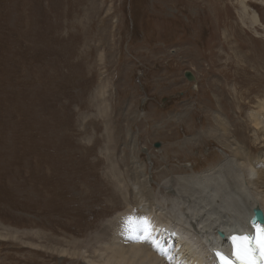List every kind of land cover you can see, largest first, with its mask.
Masks as SVG:
<instances>
[{
  "label": "rangeland",
  "instance_id": "1",
  "mask_svg": "<svg viewBox=\"0 0 264 264\" xmlns=\"http://www.w3.org/2000/svg\"><path fill=\"white\" fill-rule=\"evenodd\" d=\"M241 1L0 0V264L95 260L129 208L134 161L160 180L223 159L230 20L264 45L247 28L252 11L264 27V0L246 2L248 20ZM244 90L254 112L264 83Z\"/></svg>",
  "mask_w": 264,
  "mask_h": 264
},
{
  "label": "bare ground",
  "instance_id": "2",
  "mask_svg": "<svg viewBox=\"0 0 264 264\" xmlns=\"http://www.w3.org/2000/svg\"><path fill=\"white\" fill-rule=\"evenodd\" d=\"M249 1H241L247 20L248 11H251L246 6ZM252 14L247 28L264 29L258 13L252 11ZM245 18L241 21L246 24ZM230 21L226 36L231 47L226 83L232 86L225 88L230 105L225 111H213L216 112L213 114L217 132L225 138V156L201 173H190L186 170L188 167L171 169L170 161H167L168 168L157 174L160 180L154 178L155 174H151L152 177L145 174L146 163L138 165L134 161L137 165L128 175L133 185L128 193L131 200L129 208L120 211L114 218L113 237L109 242L99 243L97 259H86L80 253L85 264H170L169 258L150 243L129 238L132 229H136L135 235L142 234L138 221L150 224L152 235L170 250L172 264H208L211 253L217 250L230 252L229 247H220L225 243V233H243L252 210H264V100L258 101L254 112L246 111L248 115L244 108L246 103H242L246 94L244 88L251 81L255 80L258 86L264 83L261 75L264 74V45L254 46L255 40L242 43L246 32L239 31L236 23L232 19ZM187 80L194 82L196 78L191 74ZM179 113L181 116L184 111ZM188 142L189 138L183 141L184 144ZM170 147H176L181 152L188 149L179 143ZM160 151H163L162 147ZM154 180L157 183L164 180L163 185H158L160 192H156V186L152 185ZM115 194L119 209H124L120 207L123 204L121 197ZM115 209L118 211V208Z\"/></svg>",
  "mask_w": 264,
  "mask_h": 264
},
{
  "label": "snow or ice",
  "instance_id": "3",
  "mask_svg": "<svg viewBox=\"0 0 264 264\" xmlns=\"http://www.w3.org/2000/svg\"><path fill=\"white\" fill-rule=\"evenodd\" d=\"M264 213V210H261ZM131 223V221H130ZM141 235H135L136 229H132L130 239L138 242H148L153 248L167 256L172 264L170 250L166 245L152 235V229L147 221H138ZM225 246L231 249V255L217 250L210 254L208 264H264V222H261L256 216V210H252V215L247 223L246 230L241 233L234 231L225 233Z\"/></svg>",
  "mask_w": 264,
  "mask_h": 264
},
{
  "label": "water",
  "instance_id": "4",
  "mask_svg": "<svg viewBox=\"0 0 264 264\" xmlns=\"http://www.w3.org/2000/svg\"><path fill=\"white\" fill-rule=\"evenodd\" d=\"M187 78H190L191 76V73H186L185 74ZM155 147L156 148H159L160 147V144H155ZM256 216L257 218L261 221V222H264V214L261 212V210L259 208H256Z\"/></svg>",
  "mask_w": 264,
  "mask_h": 264
}]
</instances>
